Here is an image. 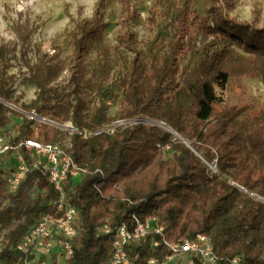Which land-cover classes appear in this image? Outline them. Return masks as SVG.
<instances>
[{
    "label": "trees",
    "instance_id": "obj_1",
    "mask_svg": "<svg viewBox=\"0 0 264 264\" xmlns=\"http://www.w3.org/2000/svg\"><path fill=\"white\" fill-rule=\"evenodd\" d=\"M114 1L121 6L127 28L137 17L133 0H96L91 17L78 20L66 35L73 83L69 94L50 85L65 65L33 45L36 28L30 16L17 13L11 27L15 41L0 40V126L8 125L10 116L20 119L13 143L38 138L52 144L65 135L50 124L37 125L28 116L32 112L94 133L114 120L109 114L113 104H119V119L161 122L180 137L143 123L113 133L71 135L72 157L85 173L77 184L68 180L64 187L78 213V234L65 264H105L116 230L148 218L157 219L169 242L206 235L220 264L237 256L241 264H264V202L257 198H264V172L255 168L256 163L264 168V111L242 121L245 109L221 106L215 92V87L225 89L231 79L245 76L259 77L264 85L260 9H253L251 21H240L231 16L237 0H207L205 17L194 15L190 0H155L150 24L156 23V9L164 10L172 17L173 33L159 31L148 43L145 58L128 30L115 46L104 43V15ZM205 34L212 40L198 47V38ZM92 50L98 60L94 82L85 79L82 66ZM199 53L196 64L180 66L183 56ZM15 61L26 70L23 82L37 89L30 105H20L23 113L7 106L19 102L9 74ZM85 88L94 90L93 105L83 97ZM214 161L217 173H210L204 162ZM57 198L39 170H31L15 194L7 192L0 171V234L5 231L0 264L23 263L24 255L14 246L40 215L52 212L48 203ZM104 225L109 233L100 232ZM155 238L149 235L129 248L130 264H147L151 257L163 260L169 254L163 245L152 248ZM50 263L58 264L55 258Z\"/></svg>",
    "mask_w": 264,
    "mask_h": 264
},
{
    "label": "rangeland",
    "instance_id": "obj_2",
    "mask_svg": "<svg viewBox=\"0 0 264 264\" xmlns=\"http://www.w3.org/2000/svg\"><path fill=\"white\" fill-rule=\"evenodd\" d=\"M154 1L155 0H133L137 17L129 21L127 28L122 24L124 18L121 13V6L117 1H114L104 15L108 25L105 30L104 43L111 47L115 46L117 44V37L125 30H128L135 35L139 42V50L143 52V55L147 58L148 43L155 39L159 31H163V34L173 33L170 26L172 17L166 14L164 10L157 8L156 11L158 14L155 17L156 23L153 25L150 24L149 12ZM95 2L96 0H0V40L15 41L11 27L12 24L17 21V13L21 12L30 16L31 22L36 28L32 36L33 45L39 46L41 51L48 56L57 57L59 60L63 61L65 65L64 70L50 85L58 92L64 91V93L69 94L73 89V83L71 80L72 71L70 67L71 46L66 40V35L74 28L78 20L91 17ZM190 6L194 15L200 17L208 15L207 0H190ZM178 7L180 6L178 5ZM255 7L260 9V26H262L264 23V0H237L235 10L231 13V16L240 21H251L253 19L252 12ZM165 26H167V28H164ZM211 40V35H202L198 38L197 46L201 47L202 44H207ZM237 50L245 54L242 50ZM132 57L133 55H130V59H132ZM200 57V53L195 55L187 54L182 57L180 66L183 67L187 63L196 64ZM97 62L96 53L92 50L85 57L82 64L84 77L90 82H94L95 80L94 77L91 76L97 66ZM14 63V67L9 73L13 76V80L10 83L15 90V98H18L19 102L18 104H9L7 106L11 110L23 113L19 109L20 105H30L31 101L36 98L37 89L23 82L26 70L17 61ZM215 92L221 99V106L245 109L240 117L242 121H247L258 115L261 111H264V85L259 77L245 76L231 79L225 89L215 87ZM83 97L89 105H93L94 90L85 88ZM69 99L73 102L72 96ZM118 109L119 104L111 105L109 114L114 118L113 121L119 119L115 115ZM9 118L10 123L3 127L4 135L7 138H15L17 136V126L20 123V119L13 116ZM135 120L148 126H157L165 130L169 129L161 122L149 119H134L133 121L135 122ZM50 122L51 123L48 124L65 132L61 141L67 146L71 145L70 133L73 130L72 123L70 121L59 123L52 120H50ZM207 125L208 124H203V127L206 128ZM10 161L11 162L2 159L0 160V165L6 168H9L11 165L16 166L15 161ZM204 164L208 166L210 173H217L215 161L211 164L204 162ZM255 168L257 173L264 172V168L260 163H256ZM80 179L81 176L75 177L73 182L77 184ZM261 200L264 202V198L261 197ZM4 233L5 231L0 234V248L3 244V239L1 237ZM58 264H65V262L62 261Z\"/></svg>",
    "mask_w": 264,
    "mask_h": 264
},
{
    "label": "built area",
    "instance_id": "obj_3",
    "mask_svg": "<svg viewBox=\"0 0 264 264\" xmlns=\"http://www.w3.org/2000/svg\"><path fill=\"white\" fill-rule=\"evenodd\" d=\"M28 116L35 120L37 125L51 123L49 119L39 118L33 112ZM133 120L117 119L94 133L78 131L72 127L70 135L76 133L82 137H89L102 132L113 133L118 128L139 123ZM33 129L36 130L35 127ZM4 134L0 126V156L10 153L3 159L9 162L13 160L16 163V166L11 165L9 168L0 165V171L6 180L7 192L15 194L27 174L34 169L39 170L58 192V198L48 203L52 212L40 215L22 234L13 249L24 255L22 264H48L52 258L58 263L66 262L73 252L71 240L78 234L76 227L78 213L68 200L64 187L68 180L73 181L75 177L85 173V170L76 165L72 157L71 145L67 146L62 141L44 144L38 138H25L13 143L14 137L7 138ZM168 149V147L164 148V150ZM23 150L28 154L30 164ZM99 230L102 234L110 232L106 225ZM163 231L156 218H148L144 221L135 219L132 226L121 225L115 232L113 252L105 264H130L129 248L141 244L149 235L157 237L152 240V248L163 245L169 254L163 260L151 257L147 264H220V259L206 235L197 234L193 239L169 242ZM30 257L32 259H29ZM229 264H241V257L233 258Z\"/></svg>",
    "mask_w": 264,
    "mask_h": 264
},
{
    "label": "water",
    "instance_id": "obj_4",
    "mask_svg": "<svg viewBox=\"0 0 264 264\" xmlns=\"http://www.w3.org/2000/svg\"><path fill=\"white\" fill-rule=\"evenodd\" d=\"M170 132H172L170 129H168ZM172 133H174V132H172ZM175 134V133H174ZM175 136L177 137V138H180L177 134H175ZM259 200H261V198L260 197H257Z\"/></svg>",
    "mask_w": 264,
    "mask_h": 264
}]
</instances>
